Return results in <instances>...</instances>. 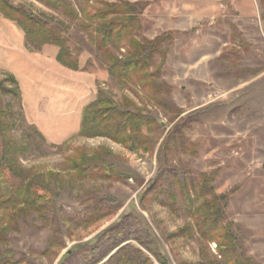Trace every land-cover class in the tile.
<instances>
[{
    "label": "rangeland",
    "instance_id": "1",
    "mask_svg": "<svg viewBox=\"0 0 264 264\" xmlns=\"http://www.w3.org/2000/svg\"><path fill=\"white\" fill-rule=\"evenodd\" d=\"M10 1L65 21L35 0ZM122 1L150 4L142 18V37L154 41L172 36V42L164 46L168 58L162 81L171 87L170 99L183 116L197 118L186 136L197 145L198 155L183 157L182 163L195 177L212 175L217 195L227 198V222L245 255L253 264H264V7L259 0ZM70 26L72 50L84 43L80 72L60 66L55 48L30 49L24 34L0 15V81L12 76L22 92L21 104L6 99L14 113L15 137L32 143L24 132L35 126L46 138L42 150L26 153L21 164L32 177L41 176L49 183L55 203L52 211L66 244L63 251L51 248L53 228L49 222L27 216L20 219L15 231H9V248L18 259L26 257L32 264H58L65 254L94 239L135 203L172 264L214 260L218 255L214 243L181 233L190 224L185 216L173 215L157 204L147 212L140 209L137 197L143 188L138 181L146 185L156 177V154H135L105 138L77 137L83 109L95 100L100 88L112 93L119 104L129 102L154 115L167 132L174 124L147 103L139 89L135 94L113 80L78 28ZM236 48L243 54L240 67L222 59ZM37 141L39 145L42 142ZM77 149L110 151L115 165L134 178L121 183L79 180L67 167V158ZM107 197L121 211L115 217L83 225ZM2 219L0 230L8 227Z\"/></svg>",
    "mask_w": 264,
    "mask_h": 264
},
{
    "label": "trees",
    "instance_id": "2",
    "mask_svg": "<svg viewBox=\"0 0 264 264\" xmlns=\"http://www.w3.org/2000/svg\"><path fill=\"white\" fill-rule=\"evenodd\" d=\"M35 1L65 21L37 13L24 5H14L10 0H0V15L24 34L30 49L41 52L46 47L55 48V60L60 66L80 72L79 54L85 51L84 43L79 42L75 50L70 47L74 40L70 25L76 26L83 39L100 56L110 77L135 94L139 89L147 103L161 110L169 117V124H174L167 132L168 129L154 115L129 102L119 104L112 93L100 88L95 100L83 109L77 137L105 138L135 154H156V177L146 185L144 181H138L143 188L137 197L140 209L147 212L157 204L173 215L185 216L190 224L182 234L192 238L198 236L203 242L214 243L217 247L215 259L202 264H253L227 222V198L217 195L212 175L195 177L182 163L183 157L198 155L197 145L186 136L197 123V118L183 116V111L170 99L171 87L162 81L168 58L164 46L172 42V36L164 35L154 41L142 37V18L150 4L122 0L115 3L105 0ZM259 2L264 7V0ZM158 58L161 59L159 64ZM222 59L240 67L243 54L236 48ZM8 98L22 103L20 84L12 76L0 81V217L8 223L7 228L0 230V264H32L26 257L18 259L9 248L8 233L17 229L21 218L37 216L47 220L53 228L51 248L63 251L66 244L60 234V222L52 211L55 203L48 189L49 183L41 176L32 177L21 164L26 153L42 150L46 138L35 126L27 128V134L24 132L25 137L33 139L32 143L27 144L15 137L14 113L12 106L6 103ZM37 139L42 141L40 145ZM161 140L163 142L155 153ZM66 144L68 142L63 146ZM113 157L106 149L100 152L77 149L67 158V167L83 182L121 183L134 178L120 170ZM117 206L112 198L107 197L103 206L96 208L94 215L82 224L90 226L104 217H115L121 211ZM58 264L172 263L163 244L132 203L118 220L91 241L65 254Z\"/></svg>",
    "mask_w": 264,
    "mask_h": 264
}]
</instances>
